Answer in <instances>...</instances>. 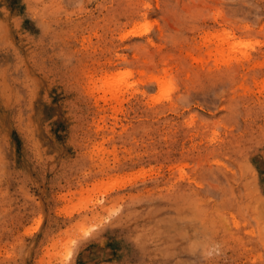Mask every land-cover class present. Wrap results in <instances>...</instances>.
I'll list each match as a JSON object with an SVG mask.
<instances>
[{"label": "rangeland", "instance_id": "obj_1", "mask_svg": "<svg viewBox=\"0 0 264 264\" xmlns=\"http://www.w3.org/2000/svg\"><path fill=\"white\" fill-rule=\"evenodd\" d=\"M0 264H264V0H0Z\"/></svg>", "mask_w": 264, "mask_h": 264}, {"label": "bare ground", "instance_id": "obj_2", "mask_svg": "<svg viewBox=\"0 0 264 264\" xmlns=\"http://www.w3.org/2000/svg\"><path fill=\"white\" fill-rule=\"evenodd\" d=\"M223 42H225V40H222ZM222 45V44H221ZM236 45V44H235ZM239 45V44H238ZM217 46H218V44H217ZM236 48L238 47V46H235ZM247 47V46H246ZM219 48V47H218ZM220 49V48H219ZM222 51H224V49H222ZM225 52H226V50H225ZM220 53V52H219ZM220 54H222V53H220ZM227 55H228V53H227ZM226 55V56H227ZM218 56V55H217ZM229 56V55H228ZM221 58H222V56H221ZM229 58V57H228ZM215 60H216V58H215ZM222 60H224V59H222ZM216 61H218V60H216ZM225 62H226V60H224ZM224 61H223V63H224ZM168 62V61H167ZM219 63V62H218ZM225 64V63H224ZM166 73V72H165ZM167 75V74H166ZM156 78V77H155ZM162 80V79H161ZM168 81V80H167ZM161 83V82H160ZM159 84V83H158ZM164 84V83H163ZM166 84V83H165ZM137 92H139V91H137Z\"/></svg>", "mask_w": 264, "mask_h": 264}]
</instances>
